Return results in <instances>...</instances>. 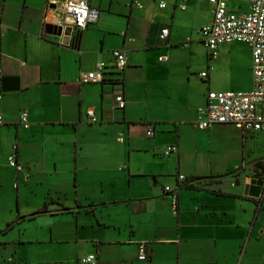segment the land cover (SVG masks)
<instances>
[{"label": "crops", "instance_id": "1", "mask_svg": "<svg viewBox=\"0 0 264 264\" xmlns=\"http://www.w3.org/2000/svg\"><path fill=\"white\" fill-rule=\"evenodd\" d=\"M63 1L0 0V261L264 264L262 167L196 158L217 148L220 125L196 128L197 110L209 91L251 88L250 47L234 41L209 55L200 32L209 0H88L97 14L78 41L76 31L47 33ZM248 1L228 7L247 11ZM113 49L126 53L122 74ZM97 62L104 82H83ZM168 145L177 151L164 154ZM253 178L263 180L258 196L248 194Z\"/></svg>", "mask_w": 264, "mask_h": 264}, {"label": "built area", "instance_id": "2", "mask_svg": "<svg viewBox=\"0 0 264 264\" xmlns=\"http://www.w3.org/2000/svg\"><path fill=\"white\" fill-rule=\"evenodd\" d=\"M229 0H209L212 9V20L209 24L201 27V41L206 47L211 57L215 56L220 45L230 42L246 43L251 49V77L252 86L247 91H209L208 103L206 107H199L198 119L194 125L200 130H206L214 124H236L243 133L264 132V0H249L248 10L239 11L228 7ZM55 10L54 23L61 28V33L76 31L78 35L87 27L89 21L96 18L97 10L93 8L88 0H64L59 4L53 2ZM165 6L164 2L158 5ZM184 8V6H181ZM169 29H161L159 38L167 39ZM77 41L79 40L76 39ZM114 69L122 74L127 65L126 53L123 49H113ZM158 61H167L166 55L158 56ZM103 62H97L95 68L84 73L81 77L83 82H104ZM204 78L206 71L199 73ZM114 84H120L121 80L116 79ZM113 100L118 109L125 107L126 101L122 90L114 93ZM86 116L91 122H96L97 118L93 109L86 110ZM21 120L27 121V113L21 112ZM1 121V115H0ZM146 134L152 136L154 128L149 126ZM122 141V138H120ZM177 151L175 145H168L164 149V154ZM7 164L20 171L22 166L17 162L14 154L7 158ZM184 180L182 175L178 176ZM165 191L171 198V204L177 206V192L170 186L165 187ZM146 245L144 242L138 243V259L146 258ZM85 264H96L95 254H89L81 259Z\"/></svg>", "mask_w": 264, "mask_h": 264}, {"label": "rangeland", "instance_id": "3", "mask_svg": "<svg viewBox=\"0 0 264 264\" xmlns=\"http://www.w3.org/2000/svg\"><path fill=\"white\" fill-rule=\"evenodd\" d=\"M242 135L238 125L220 124L215 127L212 135L213 140L218 142L217 148L208 154H199L196 158L199 160L202 158L207 165L210 160H214L215 163L224 161L226 164L238 163L246 169L257 163V167H262L264 172V132ZM185 166L190 165L187 163ZM195 168L203 170V165L195 166ZM0 264H3V261H0Z\"/></svg>", "mask_w": 264, "mask_h": 264}, {"label": "water", "instance_id": "4", "mask_svg": "<svg viewBox=\"0 0 264 264\" xmlns=\"http://www.w3.org/2000/svg\"><path fill=\"white\" fill-rule=\"evenodd\" d=\"M47 33H54V34L61 33V28L56 27L55 25H48ZM250 183H251V186H249L250 188H249L248 194L251 196H258L261 191V185L263 183V180L253 178Z\"/></svg>", "mask_w": 264, "mask_h": 264}, {"label": "trees", "instance_id": "5", "mask_svg": "<svg viewBox=\"0 0 264 264\" xmlns=\"http://www.w3.org/2000/svg\"><path fill=\"white\" fill-rule=\"evenodd\" d=\"M74 38H75V40H76V39L80 38V35L76 34V35L74 36ZM45 209H46V204L43 205V206L39 209V211H44ZM37 212H38V211H37Z\"/></svg>", "mask_w": 264, "mask_h": 264}]
</instances>
